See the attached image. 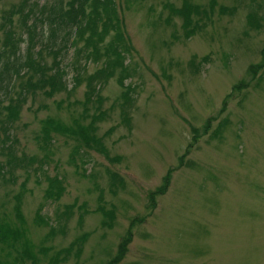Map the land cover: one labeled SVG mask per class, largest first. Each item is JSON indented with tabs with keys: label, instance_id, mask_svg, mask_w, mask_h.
<instances>
[{
	"label": "rangeland",
	"instance_id": "rangeland-1",
	"mask_svg": "<svg viewBox=\"0 0 264 264\" xmlns=\"http://www.w3.org/2000/svg\"><path fill=\"white\" fill-rule=\"evenodd\" d=\"M59 1L0 0V51L12 30L23 40L21 58L33 36L34 59L52 65L64 32L50 43L39 16L43 5ZM185 1L204 9L191 15L189 27L170 9ZM115 2L134 52L127 66L129 101L118 76L99 90L106 117L96 124L97 135L110 157L70 134L54 133L41 149L47 119L67 129L75 120L90 127L95 109L87 104L85 84L54 98L28 93L20 119L5 123L11 135L6 145L29 159V171L5 166L1 172L7 156L0 131V225L9 233L20 228L34 246L32 259L17 264H108L135 219L118 264H264V69L251 70L264 63V0ZM254 13L257 27L250 22ZM75 47L58 57L69 88L84 43ZM81 66L85 75L100 67L86 59ZM32 74L25 69L11 90L0 89L3 105ZM169 172L168 192L150 208V193ZM52 177L64 188H55V198L49 195ZM18 206L25 224L16 218ZM86 235L84 244H75ZM25 247L17 242L16 258L26 255ZM8 252L0 240V258Z\"/></svg>",
	"mask_w": 264,
	"mask_h": 264
},
{
	"label": "trees",
	"instance_id": "trees-1",
	"mask_svg": "<svg viewBox=\"0 0 264 264\" xmlns=\"http://www.w3.org/2000/svg\"><path fill=\"white\" fill-rule=\"evenodd\" d=\"M213 4V3H212ZM173 14L183 15L184 23L186 27L192 25L191 15L193 13L203 14L204 9H200L199 6H195L189 1H185L181 8L170 7ZM13 13V12H12ZM41 16V29L48 28L50 35V43L53 42L54 45L57 44L55 41L56 37L61 36L64 32L63 46L59 49L68 50L72 45L77 46L79 43H84V49L79 50L77 53V60L73 64V85L69 88V84L65 79L66 70L61 66V60L58 58L59 53L55 54V60L52 65L46 66L34 59V53L36 50L35 38L31 37V44L27 45L26 59L21 58L24 54L21 52V42L23 40L16 39L11 31H6L4 48L0 51V89L11 90L15 85L16 78L26 69L28 72H33L29 76V80L26 84L21 85V90L16 93V95L9 97V103L3 105V100H0V131L4 133L2 149L4 151L1 154L7 156L6 163L1 164V172L5 170V166L10 168L23 167L27 171L30 165L29 159L26 157H19L13 147L6 145V142L11 141V135L9 129L5 123L13 124L17 122L21 117L22 108L27 104L28 97L27 94L30 93L35 95L38 92L45 93L48 97L54 98L56 95L61 93L72 94L78 87L85 84L87 88V104H91L95 109V113L91 115L92 121L90 127L81 125L79 120H75L73 127L67 129L62 123L55 119H47L43 125L44 141L40 145L41 149H46L49 143L51 144L53 140V134L59 133L63 135H73L77 139L81 138L84 144L91 143L94 145L100 154H103L109 158L108 151L104 145L102 138L97 135V123L105 119L106 115L101 110L100 106L102 102V96L99 95V90L102 88L110 78L118 76L121 80V85L127 88V92L124 93L125 97L129 101L130 88L126 86V81L131 78L128 72V57H130L134 48L131 41L123 35L124 23L120 17V11L118 10L115 0H69L66 4L64 0H60L56 5H43L40 12ZM255 13L251 15L250 22L252 27H257L258 23L254 21ZM31 35L33 31L28 30ZM43 35H45L43 33ZM48 38V36H45ZM39 40L42 42L41 38ZM45 42V41H43ZM42 42V43H43ZM47 43V42H46ZM43 49V48H41ZM76 49V47H75ZM58 52V50H56ZM86 59L90 62H95L99 64L100 67L94 71L92 74L85 75V66H81V60ZM264 59V53H263ZM264 69V63L258 66V69L252 67L251 70L255 72V75L259 70ZM129 74V75H128ZM39 77L37 80L35 78ZM8 78V80H7ZM118 80V81H119ZM244 84L242 83L238 90L242 89ZM236 89V88H235ZM87 110L89 108L87 107ZM4 116V119L2 117ZM127 116H125V121ZM75 127V128H74ZM194 133H197L193 130ZM80 132V135H79ZM197 137V135L195 136ZM76 139V141H77ZM9 140V141H8ZM91 141V142H90ZM198 141V137L194 138V142ZM17 155V156H16ZM45 159L49 158L48 154H45ZM44 159V158H43ZM113 161V159H109ZM35 162V160H33ZM173 173L169 172L167 177L164 178L163 185L157 188L149 195L150 208L156 207L157 197L165 195L168 192V188L171 185V175ZM13 179L14 175L12 174ZM50 182L49 195L51 198H55L54 191L55 188L61 190L62 182L59 177L48 178ZM112 180L114 185L117 181V175L112 174ZM61 190V192H63ZM113 212L106 215L108 218L107 223L112 225ZM16 218L20 224H25V217L21 211L20 206L16 209ZM139 222V219H135L127 233V236L122 240L118 249V254L114 257L108 264H118V261L127 252V245L131 242L133 238V228ZM7 225H0V240L7 245V256L5 259L0 258V264H17V262H24V256L32 259V253L30 248L34 246L29 243L26 239L24 232H21L20 228H12L13 231L10 233L5 231ZM2 233L6 234L2 237ZM17 236L15 238L12 236ZM88 236H83L77 239L76 245L84 244ZM19 240L23 241V245L26 246V255L20 258H16V247ZM69 250H64L54 258H60L63 253ZM47 253V251H42Z\"/></svg>",
	"mask_w": 264,
	"mask_h": 264
},
{
	"label": "bare ground",
	"instance_id": "bare-ground-1",
	"mask_svg": "<svg viewBox=\"0 0 264 264\" xmlns=\"http://www.w3.org/2000/svg\"><path fill=\"white\" fill-rule=\"evenodd\" d=\"M122 32H123V35L126 37V36H127V35H126V28L123 27ZM3 172H6V171L4 170Z\"/></svg>",
	"mask_w": 264,
	"mask_h": 264
}]
</instances>
